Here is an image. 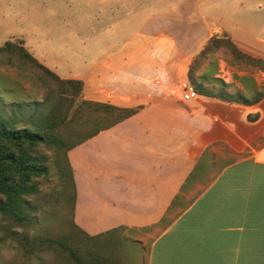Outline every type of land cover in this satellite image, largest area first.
Segmentation results:
<instances>
[{"label":"crops","instance_id":"crops-1","mask_svg":"<svg viewBox=\"0 0 264 264\" xmlns=\"http://www.w3.org/2000/svg\"><path fill=\"white\" fill-rule=\"evenodd\" d=\"M60 20L90 30L68 42L82 46L71 59L111 67L93 99L131 100L120 92L141 64L152 76L136 84L147 95L135 112L68 149L75 222L91 234L154 226L144 264H264V95L245 104L180 91L212 31L264 59V0H78Z\"/></svg>","mask_w":264,"mask_h":264},{"label":"rangeland","instance_id":"rangeland-1","mask_svg":"<svg viewBox=\"0 0 264 264\" xmlns=\"http://www.w3.org/2000/svg\"><path fill=\"white\" fill-rule=\"evenodd\" d=\"M77 1L0 0V44L8 38L15 41L22 38L25 46L32 52L30 47L35 44L34 42H40L41 47L37 51L45 53L44 60L40 62L61 78H81L84 81L83 96L93 99L91 91L95 90L96 86H105L102 75L104 69L110 66L107 63L104 68H101L98 67L100 62L97 61L71 59L69 49L82 46L71 45L68 42L76 40V33L90 32L88 29L72 27L66 22L60 23V17L72 12L77 6ZM212 32L218 35L225 33L223 30ZM53 42H59L60 45H53ZM205 42L196 49L193 56ZM150 50V46L146 48L142 46L139 52L143 54ZM155 56L159 58L158 55ZM151 69L154 70L152 67ZM159 69L156 68L154 71L157 72ZM145 71L146 67L141 64L131 72L130 78L135 86L120 92V95L130 94L128 96L133 95L136 99L134 101L131 97V100L125 99L124 103L139 102L135 105L138 107L140 101L145 100L144 96L147 94L136 85L146 84L147 79L152 77ZM196 74H208L209 78L206 79L208 85L218 87L221 82H225L229 92L240 91L248 96H252L256 86L259 88L264 84V70L259 65L245 58H237L226 48H219L202 61L196 68ZM122 81L127 82L126 79ZM57 91L56 80L34 63L25 62L15 54L0 52V110L5 114L16 116L18 126H30L29 114L34 110H46L49 103L54 100ZM180 91L182 92L181 89ZM124 103L118 105L129 106ZM41 148L48 155L49 171L46 175L34 177L38 183V191L30 195L29 200L37 208L38 222L28 226L30 234L45 233L48 229H55L60 217L64 214L69 216L71 210V198L68 191L64 189L58 163V158L63 151L47 146H41ZM2 197L0 193V200ZM153 227L146 225L122 228L126 242H132L134 248V252L124 260L125 264H144L151 238L149 233L153 231ZM22 229V227H13L10 221L0 213V236H2L0 264H72L67 256L58 250L44 248L34 253H25L15 236Z\"/></svg>","mask_w":264,"mask_h":264},{"label":"trees","instance_id":"trees-1","mask_svg":"<svg viewBox=\"0 0 264 264\" xmlns=\"http://www.w3.org/2000/svg\"><path fill=\"white\" fill-rule=\"evenodd\" d=\"M219 48H226L237 58H245L264 70L263 58L241 51L226 33L212 34L189 63V83L196 92L206 96L245 104L257 102L264 95V84L259 88L256 86L252 96H248L240 91L229 92L225 82L218 87L208 85V74H196L197 66ZM0 52L15 54L25 62L34 63L58 83L56 96L47 109L29 114L30 126H18L16 116L0 110V193L3 196L0 213L13 227L23 228L15 236L25 253L48 248L63 252L72 264H125L124 260L134 252L132 242L127 243L122 234L126 225L91 234L75 222V182L67 151L129 116L136 107L85 98L81 78H61L36 58L22 38L17 41L5 39L0 44ZM41 146L63 151L58 163L64 189L71 198V210L69 216L60 217L55 229L30 234L28 226L38 222L37 208L29 200V196L38 191L34 177L46 175L49 171L48 155Z\"/></svg>","mask_w":264,"mask_h":264},{"label":"built area","instance_id":"built-area-1","mask_svg":"<svg viewBox=\"0 0 264 264\" xmlns=\"http://www.w3.org/2000/svg\"><path fill=\"white\" fill-rule=\"evenodd\" d=\"M180 89L182 90V96L185 99L191 98L198 94L188 80H182L180 82Z\"/></svg>","mask_w":264,"mask_h":264}]
</instances>
